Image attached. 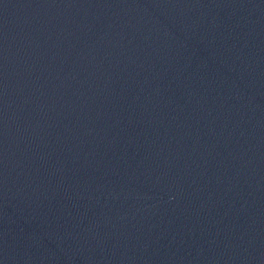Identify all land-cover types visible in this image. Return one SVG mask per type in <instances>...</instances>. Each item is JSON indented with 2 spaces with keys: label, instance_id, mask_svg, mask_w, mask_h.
Returning <instances> with one entry per match:
<instances>
[{
  "label": "water",
  "instance_id": "obj_1",
  "mask_svg": "<svg viewBox=\"0 0 264 264\" xmlns=\"http://www.w3.org/2000/svg\"><path fill=\"white\" fill-rule=\"evenodd\" d=\"M0 264H264V0H0Z\"/></svg>",
  "mask_w": 264,
  "mask_h": 264
}]
</instances>
